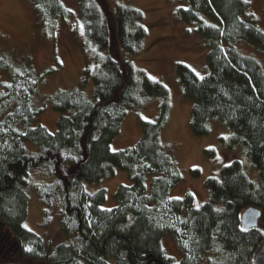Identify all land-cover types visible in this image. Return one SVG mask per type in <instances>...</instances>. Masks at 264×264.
Masks as SVG:
<instances>
[{
	"label": "trees",
	"instance_id": "trees-1",
	"mask_svg": "<svg viewBox=\"0 0 264 264\" xmlns=\"http://www.w3.org/2000/svg\"><path fill=\"white\" fill-rule=\"evenodd\" d=\"M182 1L186 6L175 8L173 16L195 25L208 48V72L202 77L183 63L175 69L182 96L192 103L191 132L203 136L210 121H220L231 131L228 146L250 157L257 183L234 159L205 179L207 199L200 207L190 192L169 198L181 174L158 140L168 112L167 90L156 80L139 78L123 58L141 51V12L120 4L109 10L104 0H78L84 67L74 88L59 89L50 97L52 110L59 114L54 132L33 125L44 109L33 108L31 101L59 62L36 73L26 61L15 65L0 57V69L10 76L8 81L0 78V251L4 244L28 263L146 264L156 258L163 264H200L211 252L209 264H253L264 237V73L233 44L244 41L264 53V32L245 0ZM34 7L39 17L35 24L50 31L69 16L61 0H35ZM89 78L91 97L83 91ZM153 97L160 99L157 112L151 119H139L136 143L112 151L110 143L127 110H137ZM27 143L35 150H28ZM32 169L51 177L32 185L43 205L41 225L50 224V208L57 199L60 229L68 241L52 243L25 228ZM117 170L127 172L130 185L119 184L116 205L103 208L105 190L91 195L84 183L112 177ZM248 207L258 208L260 217L256 227L243 230L240 217ZM164 236L182 252L179 261L164 251Z\"/></svg>",
	"mask_w": 264,
	"mask_h": 264
},
{
	"label": "rangeland",
	"instance_id": "rangeland-1",
	"mask_svg": "<svg viewBox=\"0 0 264 264\" xmlns=\"http://www.w3.org/2000/svg\"><path fill=\"white\" fill-rule=\"evenodd\" d=\"M69 10L65 23L57 24L54 31L38 27L39 20L35 12V0H0V57H4L18 65L26 61L42 72L48 66L59 67L37 86L32 98L33 108L42 107L33 125L41 124L50 132L56 129V119L59 114L52 110L50 97L61 90H71L79 82L84 67L82 42L84 29L78 14V0H61ZM109 10L115 5H124L141 12L145 36L141 51L136 55L123 56L130 61L140 73L139 78L146 76L161 83L167 90L166 100L168 112L166 121L159 133V144L162 150L175 163L181 174V181L175 185L169 198H182L190 192L194 196L195 206L200 207L207 199V189L204 181L211 175H218L223 165L234 159L241 162L243 171L248 178L257 183V171L252 166L251 159L241 148H230L227 138L230 129L220 121L212 120L208 124V132L203 136L192 134L189 121L192 103L182 96L180 85L176 79V65L183 63L198 77L208 72L205 54L208 48L202 38L195 32V25L177 20L173 11L179 6H186L182 0H104ZM249 4V12L257 19L258 27L264 32V0H245ZM233 47L242 55L254 58L264 73V53L249 46L244 41H237ZM2 81L10 79L9 73L0 69ZM83 91L91 97L92 80L89 78ZM159 98L147 99V102L137 110H127L120 123L118 134L112 139V151L131 148L140 137V120L154 117L157 112ZM224 138V139H222ZM28 150L35 147L27 143ZM197 171V174L193 172ZM151 176H147L146 186L149 188ZM51 177L42 170H30L26 185L29 197L25 228L37 233L52 243L68 241L60 229V204L55 199L51 205V222L47 227L41 225L43 205L38 201L32 185L38 182H49ZM119 184L130 185L126 171L117 170L115 175L99 182H86L84 189L93 194L103 188L106 192L103 208L116 205L114 191ZM1 229L3 228L0 224ZM162 245L167 255L179 261L182 252L170 236H164ZM2 246V245H1ZM3 244L0 251V264H50L36 260L29 263L19 258L16 251ZM6 252L8 254H6ZM212 253L202 256L200 264H209ZM12 259V260H11Z\"/></svg>",
	"mask_w": 264,
	"mask_h": 264
},
{
	"label": "water",
	"instance_id": "water-1",
	"mask_svg": "<svg viewBox=\"0 0 264 264\" xmlns=\"http://www.w3.org/2000/svg\"><path fill=\"white\" fill-rule=\"evenodd\" d=\"M260 217V210L256 207H248L241 213L240 225L243 230L256 227ZM163 264L156 258H150L146 264L150 263ZM253 264H264V237L257 251L255 252L252 260Z\"/></svg>",
	"mask_w": 264,
	"mask_h": 264
}]
</instances>
